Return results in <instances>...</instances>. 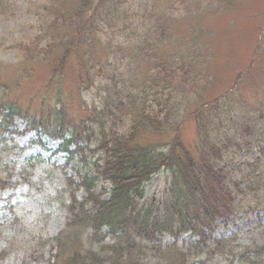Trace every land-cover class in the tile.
I'll list each match as a JSON object with an SVG mask.
<instances>
[{"label":"trees","instance_id":"1","mask_svg":"<svg viewBox=\"0 0 264 264\" xmlns=\"http://www.w3.org/2000/svg\"><path fill=\"white\" fill-rule=\"evenodd\" d=\"M191 4L193 0L186 6L189 12ZM27 6L40 27L56 36H50L44 48L20 45V57L45 54L54 63L53 74L70 60L85 91L94 92L93 102L82 101L86 117L71 123L60 81L54 88L56 103L48 112L54 127L30 119L17 100L7 98L9 84L0 83V135L34 132L27 143L48 150L41 139L47 135L60 141L53 154H64L62 168L77 159L88 170L83 173L75 166L77 180L65 168L56 169L62 184H54L48 197L66 211L65 225L55 235L36 231L41 247H49L46 264H145L152 256L163 264H208L214 256H225L227 264H264L263 246H233L236 231L215 233L234 224L232 217L243 209L239 196L257 192L255 186L264 181V171H256L259 162L264 166L261 88L250 85L258 99L254 94L245 97L239 83L246 73H238L232 88L203 102L202 92L210 83L203 52L190 49L192 57L189 49L179 47L161 51L171 36L173 22L168 20L179 18L171 16L170 6L161 14L129 5L128 0H64L60 5L40 0ZM144 66L142 77H137ZM118 69L125 71L123 76L114 73ZM196 100L194 107L188 106ZM17 118L27 119L22 130L15 125ZM257 154L244 165L250 179H229L235 160ZM46 166L37 153L0 173V202L5 201L8 210L0 216V229L9 213L14 215L11 226L19 220L33 226L39 218L37 212L27 218L11 202L19 192H38L39 182L50 174ZM160 171L167 173L164 192L148 200L146 185ZM99 181L103 184L97 189ZM5 190L11 192L4 196ZM252 197L246 206L256 201ZM186 233L190 238L181 240ZM167 236L172 240L166 241ZM7 256L8 245L0 249V262Z\"/></svg>","mask_w":264,"mask_h":264},{"label":"rangeland","instance_id":"2","mask_svg":"<svg viewBox=\"0 0 264 264\" xmlns=\"http://www.w3.org/2000/svg\"><path fill=\"white\" fill-rule=\"evenodd\" d=\"M39 1L3 0L0 4V83L9 84H6L10 88L7 98L17 100L23 113H26L30 119L37 122L43 120L46 123H52L55 127L53 115L48 116V112L56 103L54 88L60 81L63 84L67 121L71 123L86 117L82 101L93 102L94 92L85 91L83 84L80 83L79 74L75 71L76 65L70 60L61 67L64 68V71L63 76L60 77L59 70L61 68L53 74L54 63L52 60L48 61L44 57L45 54L39 58L23 59L24 56L20 57V45L35 43L39 48H44L49 37L55 35L49 31L45 32L31 10L27 9L28 3L33 5ZM191 1L154 0L157 3L156 8H153L151 0H128V3L139 9H152L157 14L165 12L168 6H170V10L173 8L171 16L173 18L178 16L179 18L168 20L170 23L173 22L169 29L171 36L161 51L166 54L168 49L174 50L179 47L189 49L192 57L194 54L190 49H200L203 52L209 64L207 71L210 76V83L202 92L203 102L210 101L224 90L232 88L235 85L234 81L237 74L242 72L246 73L244 76L246 86L244 87L243 81L239 83V88L244 90L245 97L252 98L253 94L257 97L250 85L254 88H261L264 93V0H193L194 4H191V7L189 5V12L186 6ZM53 2L60 5L64 3V0H52ZM194 29L195 33H193ZM34 50L32 49V51ZM97 50H99L97 52L98 58L105 61L104 52L102 53L101 49ZM145 67L136 74L137 77H142ZM248 67L252 68L248 70ZM114 73L121 77L125 71L118 69ZM86 76L87 74L84 76L85 80ZM133 85L137 86L136 82ZM238 90L237 87L236 95L239 94ZM196 102L198 101H192L188 106L194 107ZM97 104L99 103L97 102ZM26 120L21 118L15 120V125L19 130L23 129ZM32 135L33 133L25 135L13 133L10 137H7V134L0 135V139L5 138L6 140L0 142V173H4L5 167L7 168L9 164L12 166L16 164L18 168L25 158L36 153L43 155L42 158L48 162L46 169L50 171L46 180L43 178L39 182L38 192L33 190L29 193L19 192V197H13L11 203H16L15 211L26 213L27 218L28 216L32 217L37 212L40 219L36 218L33 226H30L25 220H19L15 226H11L9 224L13 222L14 215L9 213L5 226L0 229V249L8 245L9 256L3 258L4 260L1 259L0 264L2 261L3 264L47 263L50 257L49 247H41L36 231L55 235L65 225L66 211L48 197L50 194L48 191L54 184H62V180L56 178V169L60 171L65 168L68 175L70 174L75 178H77L75 166L80 167V171L83 173L88 171L87 168L81 166L77 159L73 160L67 167L62 168L65 162L64 156L62 154L52 155L51 151L57 148L59 141L52 140L47 135L43 136L48 143V150L46 151L42 150L39 145H26ZM5 145L7 146L5 147ZM258 156L257 154L248 159L242 157L235 160V167L229 173V179L238 181L250 179L247 174H250L251 171H247L244 165L251 158L256 160ZM224 164L228 165L230 162L226 161ZM256 171L259 173L264 171L262 162H259ZM166 181V172L160 171L154 175L146 185V198L148 200L153 197L155 199L160 198L164 192ZM102 184L99 181L97 189ZM103 186L109 187L107 183H104ZM255 187L258 188L257 192H251L247 195L242 193L239 196L238 206L243 209L231 219L234 224L227 225L225 229H220L223 233L236 231L234 239L230 241L233 246L256 242L264 247V205L260 202L263 201L262 203H264V181H260ZM9 192L11 190H5L4 196ZM252 196L256 198V201L252 205L246 206L255 200ZM5 203V201L0 202V216L1 214H8V210L3 208ZM3 220L0 218V221ZM22 226L25 227L22 228ZM20 228L23 234H20ZM15 234L16 236L13 237ZM167 239L170 241L168 237ZM44 250L46 251L44 252ZM29 251L32 252V256L25 258ZM192 260L193 258L189 262ZM227 263L228 260L225 256H214L208 262V264ZM145 264H163V262L160 258L152 256L147 258Z\"/></svg>","mask_w":264,"mask_h":264}]
</instances>
